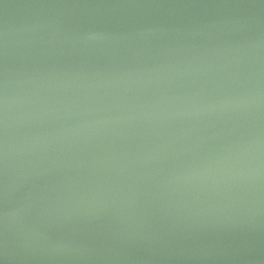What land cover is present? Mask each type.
Returning <instances> with one entry per match:
<instances>
[{"label": "water", "instance_id": "obj_1", "mask_svg": "<svg viewBox=\"0 0 264 264\" xmlns=\"http://www.w3.org/2000/svg\"><path fill=\"white\" fill-rule=\"evenodd\" d=\"M0 264H264V0H0Z\"/></svg>", "mask_w": 264, "mask_h": 264}]
</instances>
